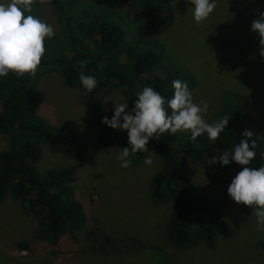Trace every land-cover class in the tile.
Listing matches in <instances>:
<instances>
[{
    "label": "trees",
    "instance_id": "obj_1",
    "mask_svg": "<svg viewBox=\"0 0 264 264\" xmlns=\"http://www.w3.org/2000/svg\"><path fill=\"white\" fill-rule=\"evenodd\" d=\"M43 1L55 10L60 29L45 38V54L36 75L18 77L9 72L0 77V134L8 138L0 148V206L9 194L20 200L22 210L38 217L36 237L56 245L64 234L74 236L86 225V212L69 174L63 169L39 172L43 146L51 152L78 160L87 152V142L80 126L69 121L61 127L48 124L40 115L42 94L39 79L53 72L62 82L77 88L86 109L96 112L104 107L107 96L120 91L130 110L144 87H152L162 96L173 95L172 81L187 82L191 91L193 75L171 60L165 46L153 38L169 30L176 19L172 0H34L30 14L44 20ZM91 75L97 86L87 91L80 74ZM250 100L236 90L222 93L214 121L228 117L227 128L213 141L202 134L195 141L187 133L159 134L151 139L149 152L132 153L130 166L145 164L152 153L162 159L160 171L149 185V196L155 204L171 203L174 209L166 223L170 243L181 249L207 244L215 248L224 227L220 205L198 192L193 180L179 170L184 159H194L217 184L232 181L240 166L208 164L223 151L232 152L242 139L250 114ZM169 109V113H170ZM114 112L108 118L111 119ZM251 131V130H249ZM252 139L256 157L250 167L264 166V117ZM99 144L128 147V134L106 124L99 131ZM251 144V140L248 141ZM17 248L33 251L30 241H20Z\"/></svg>",
    "mask_w": 264,
    "mask_h": 264
},
{
    "label": "rangeland",
    "instance_id": "obj_2",
    "mask_svg": "<svg viewBox=\"0 0 264 264\" xmlns=\"http://www.w3.org/2000/svg\"><path fill=\"white\" fill-rule=\"evenodd\" d=\"M172 3L173 26L153 38L165 46L176 66L193 75L194 102L209 104L203 118L213 122L222 93L236 90L248 96L246 126L257 131L264 117V58L251 23L258 18L257 10L264 12V0H216L213 13L199 24L190 0ZM43 11L45 22L59 30L56 12L47 1ZM38 87L39 115L56 127L76 122L88 145L78 160L43 146L39 172H68V183L84 206L87 222L74 236L64 234L56 245H49L36 237L38 217L24 212L20 200L9 194L0 206V264H264V231L258 230L253 209L229 197L231 182L217 184L191 158L182 160L179 170L194 181L199 193L220 205L225 224L215 248L203 243L181 249L170 243L166 223L174 206L155 204L149 196L150 182L162 167L161 157L152 153L151 165L122 168L117 160L120 147H103L98 141L105 125L102 119L114 112L115 103H125L120 91L110 93L104 107L91 112L78 89L66 86L56 72L42 76ZM7 145L8 138L0 134V148ZM242 167L234 171L233 179ZM24 240L32 243L33 251L17 248Z\"/></svg>",
    "mask_w": 264,
    "mask_h": 264
},
{
    "label": "clouds",
    "instance_id": "obj_3",
    "mask_svg": "<svg viewBox=\"0 0 264 264\" xmlns=\"http://www.w3.org/2000/svg\"><path fill=\"white\" fill-rule=\"evenodd\" d=\"M33 2L34 0H7L0 3V77L7 76L9 72L18 77L25 73L35 76L46 51L45 38L51 39L55 35L52 25L30 14ZM190 2L194 5L193 19L198 24L207 19L217 7L216 0ZM256 15L258 18L252 21L251 31L258 33L259 54L264 58V12L257 10ZM79 79L89 92L98 83L94 76L83 73ZM172 88L173 95L167 99L152 87L146 86L138 93L130 110L126 111L129 109L127 103H115L112 118L105 116L102 119V123L114 130H127L129 146L119 148L117 156L122 168L131 165L129 157L132 153L149 152V141L159 140V134L175 135L178 131H190L193 141L205 133L210 140L215 141L227 128L228 117L211 123L203 118L202 113L207 112L209 104L206 101L194 102L187 82L175 79L172 81ZM242 136L247 139L236 144L232 152L225 150L218 158L213 156L208 160V164L229 165L230 161H235L243 166L231 181L227 193L237 204L253 209L257 228L264 231V166H249L256 157V143L251 131L245 130ZM144 163L151 165L153 160L146 157Z\"/></svg>",
    "mask_w": 264,
    "mask_h": 264
}]
</instances>
